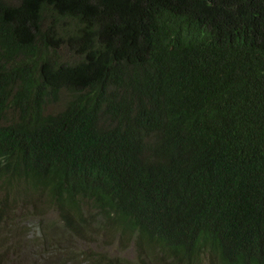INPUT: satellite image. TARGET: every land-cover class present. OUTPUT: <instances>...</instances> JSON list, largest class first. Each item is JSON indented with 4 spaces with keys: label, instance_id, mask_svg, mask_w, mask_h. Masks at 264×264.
<instances>
[{
    "label": "trees",
    "instance_id": "trees-1",
    "mask_svg": "<svg viewBox=\"0 0 264 264\" xmlns=\"http://www.w3.org/2000/svg\"><path fill=\"white\" fill-rule=\"evenodd\" d=\"M30 247L264 264V0H0V264Z\"/></svg>",
    "mask_w": 264,
    "mask_h": 264
},
{
    "label": "rangeland",
    "instance_id": "rangeland-1",
    "mask_svg": "<svg viewBox=\"0 0 264 264\" xmlns=\"http://www.w3.org/2000/svg\"><path fill=\"white\" fill-rule=\"evenodd\" d=\"M20 217L21 218L19 219V221H17L16 224H20L21 228H24L26 230V233L28 235V239L30 241H32V240L37 241V239L40 240L41 231H40V228L38 227V223H39L38 219L35 217H28V218H26L25 216H20ZM28 249H30V250L27 251L26 249H24L22 252L18 253V260L19 261L15 264H42L43 260H44V257L42 256V254H43L42 248L30 247ZM30 254L32 255V257H30ZM132 256H133V253H132V249H131L128 251L127 257L132 258ZM10 258H11V261H16V257L12 256Z\"/></svg>",
    "mask_w": 264,
    "mask_h": 264
}]
</instances>
